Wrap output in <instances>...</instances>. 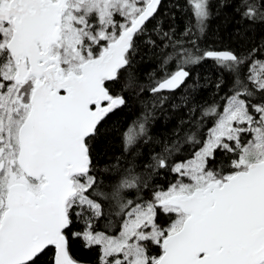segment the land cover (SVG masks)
<instances>
[{"label":"snow or ice","instance_id":"1","mask_svg":"<svg viewBox=\"0 0 264 264\" xmlns=\"http://www.w3.org/2000/svg\"><path fill=\"white\" fill-rule=\"evenodd\" d=\"M189 5L196 23L185 37L209 17L208 0ZM162 9V0H0V264H80L73 240L95 250L97 264H264V45L202 51L153 25L174 50L162 67L175 60L176 70L151 93L174 92L205 59L233 83L198 117L190 109L192 127L152 157L147 176L134 161L115 183L97 175L94 142L127 105L123 91L144 90L134 58L145 35L157 46L148 26ZM241 9L264 22V0ZM150 118L122 133L126 152L151 139ZM185 145L188 158L175 159ZM160 170L175 181L146 197Z\"/></svg>","mask_w":264,"mask_h":264},{"label":"trees","instance_id":"2","mask_svg":"<svg viewBox=\"0 0 264 264\" xmlns=\"http://www.w3.org/2000/svg\"><path fill=\"white\" fill-rule=\"evenodd\" d=\"M163 9L156 20L149 24V34L156 40V47L146 43L149 36L145 35L139 41L138 52L134 58L133 71L144 90L138 88L127 89L123 95L127 97V105L115 114L101 128L99 138L94 142L93 152L97 160V175L106 183H115L123 170L134 161L136 172L147 176L146 166L152 162V157L160 153L165 144H171L177 139L184 137L185 133L192 127L188 123L190 109L196 108L199 116L200 109L214 102H219L231 87L232 77L222 72L209 59L199 64L189 65V78L180 88L174 92L153 94L149 87L155 80H159L165 72L176 70V61L170 60L163 66L164 60L174 50L164 47L167 41H161L153 31V25L163 22V30H174V39L183 40L184 47L191 48L187 43L189 39H195L196 44L203 50L232 51L236 54H246L252 48L264 45V22L250 23L242 18L241 11H237L241 0H208L209 17L206 27L202 32L196 31L192 37H185V30L195 26V18L189 5V0H162ZM264 58V57H262ZM221 87L217 90V83ZM124 84L123 78L119 83L113 84V91L121 94ZM167 96L168 99L161 102L157 97ZM155 105V107H154ZM145 112L150 113L148 123V136L151 139L140 140L130 151L124 150L122 133L133 121L141 118ZM196 117H193L195 119ZM208 123L202 129L207 132ZM191 148L185 145L175 157L177 160L186 159ZM119 158V163L117 160ZM115 165V167H113ZM108 171L105 172L104 169ZM175 181L174 174L160 170L158 174L149 177L151 187L145 190L146 197L151 196L153 190L166 189L170 183ZM158 186V187H157ZM125 195H129L125 193ZM161 220L167 221V216L161 215ZM71 255L81 264H97V252L87 249L80 240H73Z\"/></svg>","mask_w":264,"mask_h":264},{"label":"water","instance_id":"3","mask_svg":"<svg viewBox=\"0 0 264 264\" xmlns=\"http://www.w3.org/2000/svg\"><path fill=\"white\" fill-rule=\"evenodd\" d=\"M177 90V89H176ZM81 264V263H80Z\"/></svg>","mask_w":264,"mask_h":264}]
</instances>
